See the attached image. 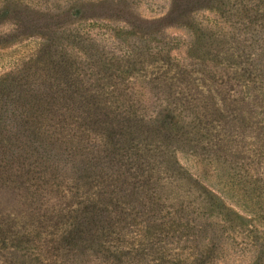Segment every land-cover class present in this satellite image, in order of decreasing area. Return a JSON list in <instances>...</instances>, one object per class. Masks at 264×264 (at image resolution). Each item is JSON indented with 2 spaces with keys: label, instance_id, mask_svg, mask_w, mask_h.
I'll return each mask as SVG.
<instances>
[{
  "label": "rangeland",
  "instance_id": "374dc122",
  "mask_svg": "<svg viewBox=\"0 0 264 264\" xmlns=\"http://www.w3.org/2000/svg\"><path fill=\"white\" fill-rule=\"evenodd\" d=\"M0 264H264V0H0Z\"/></svg>",
  "mask_w": 264,
  "mask_h": 264
},
{
  "label": "trees",
  "instance_id": "16d2710c",
  "mask_svg": "<svg viewBox=\"0 0 264 264\" xmlns=\"http://www.w3.org/2000/svg\"><path fill=\"white\" fill-rule=\"evenodd\" d=\"M52 18V17H51ZM31 37L32 38H38L37 36H30V40H31ZM26 39H28V38H26ZM62 84V86L63 85H66V81H62L61 83H56V86H58V88H56V90L57 89H59V87H60V85ZM60 93L62 92V88L61 89H59L58 90ZM56 96V95H55ZM58 97V96H57ZM61 98V97H60ZM60 98H56V97H52V101L50 102V104H52V105H54V101H57V100H59ZM63 99V98H62ZM64 102H66V100H64ZM15 109V108H14ZM60 111H62V110H60ZM11 115H14V112H13V114H11ZM73 258H75V259H77V257L78 256H72ZM142 263V262H141Z\"/></svg>",
  "mask_w": 264,
  "mask_h": 264
}]
</instances>
